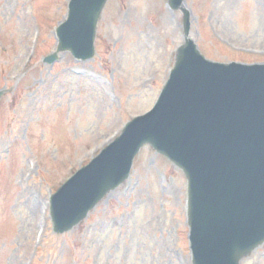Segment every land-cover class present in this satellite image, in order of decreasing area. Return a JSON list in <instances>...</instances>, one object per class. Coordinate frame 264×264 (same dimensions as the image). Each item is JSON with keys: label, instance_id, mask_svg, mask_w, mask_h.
<instances>
[{"label": "rangeland", "instance_id": "374dc122", "mask_svg": "<svg viewBox=\"0 0 264 264\" xmlns=\"http://www.w3.org/2000/svg\"><path fill=\"white\" fill-rule=\"evenodd\" d=\"M68 0H0V264H192L183 172L146 145L129 176L67 232L49 198L131 117L150 109L183 42L166 0H108L94 55L61 52ZM215 61H264V0H185ZM240 264H264V243Z\"/></svg>", "mask_w": 264, "mask_h": 264}, {"label": "water", "instance_id": "95a60500", "mask_svg": "<svg viewBox=\"0 0 264 264\" xmlns=\"http://www.w3.org/2000/svg\"><path fill=\"white\" fill-rule=\"evenodd\" d=\"M105 1L70 3L67 20L57 29L58 51L70 50L83 59L93 55ZM182 2L169 0L172 8ZM188 31L184 11L185 37ZM213 138L214 146H205ZM146 141L187 175L193 264H239L264 241V66L208 63L186 39L154 109L128 123L98 161L54 195V231L70 229L125 179Z\"/></svg>", "mask_w": 264, "mask_h": 264}]
</instances>
